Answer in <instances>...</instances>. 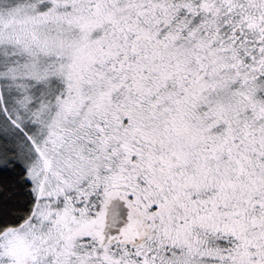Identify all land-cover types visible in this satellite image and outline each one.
<instances>
[{
	"label": "snow or ice",
	"instance_id": "6c2138e0",
	"mask_svg": "<svg viewBox=\"0 0 264 264\" xmlns=\"http://www.w3.org/2000/svg\"><path fill=\"white\" fill-rule=\"evenodd\" d=\"M0 264H264V0H0Z\"/></svg>",
	"mask_w": 264,
	"mask_h": 264
}]
</instances>
